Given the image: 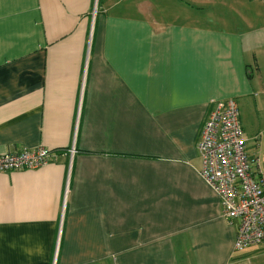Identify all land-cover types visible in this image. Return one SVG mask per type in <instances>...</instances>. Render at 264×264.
<instances>
[{"label":"crops","instance_id":"0c3cea01","mask_svg":"<svg viewBox=\"0 0 264 264\" xmlns=\"http://www.w3.org/2000/svg\"><path fill=\"white\" fill-rule=\"evenodd\" d=\"M261 94L264 0H0V155L52 152L0 171V264H259L197 142Z\"/></svg>","mask_w":264,"mask_h":264},{"label":"built area","instance_id":"2783aa9c","mask_svg":"<svg viewBox=\"0 0 264 264\" xmlns=\"http://www.w3.org/2000/svg\"><path fill=\"white\" fill-rule=\"evenodd\" d=\"M243 135L236 100H217L203 121L197 142L200 175L219 195L224 216L238 221L236 251L264 247V168L247 153ZM51 158L52 152L43 146L2 154L0 171L37 169Z\"/></svg>","mask_w":264,"mask_h":264},{"label":"rangeland","instance_id":"374dc122","mask_svg":"<svg viewBox=\"0 0 264 264\" xmlns=\"http://www.w3.org/2000/svg\"><path fill=\"white\" fill-rule=\"evenodd\" d=\"M264 95H257L258 100V106H255L254 104H247L243 102H239L238 107L240 111V119L243 125V122L247 124L248 126L254 125L259 126L257 132L260 133L257 136H254V132L251 129L244 130L243 138L246 142V149L249 156H254L257 152L260 154L262 150L264 151ZM261 100V102H260ZM243 120V121H242ZM253 127V126H252ZM248 133V134H247ZM262 137V140L260 139ZM247 138V140L245 139ZM251 138V139H250ZM262 147H260V146ZM264 157L262 158L263 161ZM264 165V161L262 166ZM264 168V166H263ZM264 248V247H263ZM254 254H257L253 256ZM252 257L253 262H260L259 264H264V250H261L256 253H251L249 255Z\"/></svg>","mask_w":264,"mask_h":264},{"label":"trees","instance_id":"16d2710c","mask_svg":"<svg viewBox=\"0 0 264 264\" xmlns=\"http://www.w3.org/2000/svg\"><path fill=\"white\" fill-rule=\"evenodd\" d=\"M255 247V246H254ZM252 248V247H251ZM249 249V248H248Z\"/></svg>","mask_w":264,"mask_h":264}]
</instances>
